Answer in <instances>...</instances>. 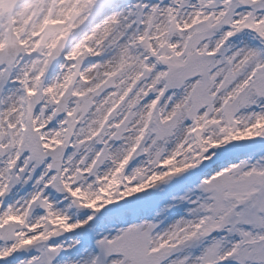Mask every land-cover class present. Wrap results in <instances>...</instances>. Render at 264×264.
I'll use <instances>...</instances> for the list:
<instances>
[{
    "label": "snow or ice",
    "instance_id": "6c2138e0",
    "mask_svg": "<svg viewBox=\"0 0 264 264\" xmlns=\"http://www.w3.org/2000/svg\"><path fill=\"white\" fill-rule=\"evenodd\" d=\"M0 264H264V0H0Z\"/></svg>",
    "mask_w": 264,
    "mask_h": 264
}]
</instances>
